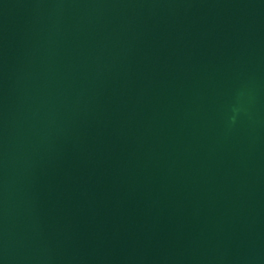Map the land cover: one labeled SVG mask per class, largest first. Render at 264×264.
Instances as JSON below:
<instances>
[{
	"label": "water",
	"instance_id": "1",
	"mask_svg": "<svg viewBox=\"0 0 264 264\" xmlns=\"http://www.w3.org/2000/svg\"><path fill=\"white\" fill-rule=\"evenodd\" d=\"M0 264H264V0H0Z\"/></svg>",
	"mask_w": 264,
	"mask_h": 264
}]
</instances>
